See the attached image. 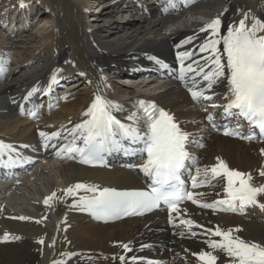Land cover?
I'll use <instances>...</instances> for the list:
<instances>
[{
  "label": "bare ground",
  "instance_id": "6f19581e",
  "mask_svg": "<svg viewBox=\"0 0 264 264\" xmlns=\"http://www.w3.org/2000/svg\"><path fill=\"white\" fill-rule=\"evenodd\" d=\"M104 1L102 6L96 5L93 9H87V0H23L25 7L41 3L53 15L51 23L41 21L29 27L38 28L33 45L31 35L25 34L30 30L20 31L26 27L24 22H17L18 27L11 31L13 33L16 30L15 35L11 36L2 29L3 26H9L5 21H0V56L8 59L10 54L9 74L0 78V139L5 143L23 150L34 146L40 140V131H52V128L45 125H35L33 129L25 128L12 137L6 135L2 129L10 127L9 122L18 117V103L24 100L27 92L36 85L46 88L51 74L57 68L63 69V78L59 82L81 77L78 83H68L64 89L58 87L66 99L59 96L54 98L53 94L46 97L61 102H58L59 112L42 119L49 122L56 120L71 128L84 119L83 113L92 102L98 87L110 99L115 100L118 91L111 85L112 77L123 79L131 69L135 75L141 67H157L155 61L149 57L168 61L178 51L198 48L205 39V33H199L191 44L180 48L176 45L187 36L198 32L199 28L217 14L222 13L223 25L238 22L242 18V11L251 10V14L264 19V0H196L194 5L187 8L186 13L178 16H160L157 4H151L150 14H144L137 4L132 3L133 0ZM139 1L152 3L153 0ZM159 1L161 0H156ZM2 6L0 12L8 11V6ZM101 16H104L103 19ZM106 22L110 23L104 24ZM112 28L116 30L115 33ZM206 55L207 53H202L198 57L201 64L203 60L200 57ZM102 76L107 77L106 83L110 85L107 89H104ZM126 77L124 82L130 79V76ZM140 79L142 77L139 75L133 80L130 85L132 89L127 94L157 101L172 111L184 127L193 128L189 122L191 119H199L201 113L187 108L189 99L179 85L168 82L159 84L154 79L141 82ZM225 84L226 82H222L215 87V92L220 94L215 100L222 99ZM39 94L40 92L34 94L29 100L38 103L43 98H37ZM124 99L126 98L119 96L116 100L125 109L117 112L123 120L132 111ZM63 142L65 141H57L58 144ZM24 145L29 147H23ZM261 149H264V144L244 143L212 134L202 156L207 161L205 165L215 164L216 158L220 157L230 167L251 172L255 182L259 184L264 183V177L258 174V170L264 167V154ZM79 181H88L100 188H127L138 182L131 171L120 168L107 171L55 160L39 164L32 174L22 180V184L15 188L9 186L0 189V240L5 233L10 237L0 241V264H54L56 261H62L63 264H141L138 259L133 261L131 258H150L149 251L156 250L161 258L182 254L196 259L197 256L193 253L207 250V246L197 239H177L163 225L158 214L97 226L88 223L96 221L90 219L86 213L77 212L76 207L71 206L72 197L66 198V201L54 199L50 204L44 203L45 198L52 192L66 189ZM60 195L57 192V196ZM261 199L264 201V197ZM195 212L210 227H239L242 229L238 233L241 237L264 243V216L254 222L256 220H250L247 216L203 210ZM18 216L32 219H15ZM13 236L20 239H12ZM41 238L44 239L43 244L39 243ZM83 238H88L89 242ZM96 238L102 240L93 241ZM121 244H128L131 251L127 252ZM69 253L74 255L68 256ZM215 254L219 257L217 264H228L230 258L224 253ZM119 256H124L125 259L121 261Z\"/></svg>",
  "mask_w": 264,
  "mask_h": 264
},
{
  "label": "snow or ice",
  "instance_id": "6c2138e0",
  "mask_svg": "<svg viewBox=\"0 0 264 264\" xmlns=\"http://www.w3.org/2000/svg\"><path fill=\"white\" fill-rule=\"evenodd\" d=\"M161 2L165 5L162 13L169 14L179 12L181 7L190 6L195 0ZM20 6H25L23 0ZM221 15L222 13L217 14L199 28L198 32L187 36L176 45L180 48L191 44L199 33L206 34L198 46L200 53H207L206 56L200 57L203 64L193 59L196 55L193 50L177 52L180 61L177 78L183 81L186 87L189 83L192 85L188 87V91L197 103L202 100L212 101L211 108L222 107L221 119L237 118L238 121L243 120L249 125L247 134L243 133V125L238 122L234 128H226V135L245 140H255L258 137L264 140V19L251 14V10L242 11V18L238 22L223 25ZM149 59L165 69L169 67L157 57ZM9 63L10 54L8 59L0 56V78L6 75ZM62 72L63 69H55L46 88L33 86L23 99L28 100L38 92L50 93L63 78ZM101 81L104 83V89L110 87L106 83V76H102ZM222 82H226V92L222 95L226 103L223 105L214 102L220 96L214 89ZM40 107L41 105H33L28 115L38 116ZM124 110L119 101L110 99L104 94V90L98 87L92 102L83 113L85 118L81 122L71 128L61 125L60 130L53 132L40 131L39 135L45 148L49 146L56 148L55 144H49L54 139L66 141L55 155L61 158H79V161L86 165L102 164L105 156L111 152L139 157L142 162L129 167L139 168L143 172L148 180L147 190L118 191L115 188H100L95 184L76 183L66 189L52 192L44 200L46 205L54 199L66 201V198L72 197L71 206L90 212L97 219L142 215L160 209L162 205L167 207L170 213L181 214L187 212L186 208H180L184 201H191L203 209H212L214 212L244 213L249 206H258L264 210V201L261 199L264 197V183L257 184L251 172L230 167L228 162L220 157H217V163L211 166L205 165L203 169L199 167L198 157L188 151V146L203 147L202 138L186 132L175 114L160 107L153 100L143 99L135 102L134 110L130 111L124 120L117 118L115 113ZM204 110L208 111L207 108ZM24 111L21 107L22 114ZM206 118L212 128H217L214 112L208 113ZM261 153L264 154V149H261ZM30 159L24 157L13 144L0 140V166L12 167ZM185 173L191 178L190 185L183 179ZM258 174L264 177V167L258 170ZM217 179L225 181L223 187L225 195L222 199L204 202L197 198L203 197L205 195L203 192L190 190L205 185L213 186L212 182ZM80 190H84L85 194L80 195ZM57 192L61 195L57 196ZM15 219L26 221L32 218L18 216ZM170 222L176 226L171 216ZM180 225L183 226V230L179 232L181 237L186 234L191 237L197 236L194 227L202 229V235L207 237L204 241L207 250L193 253L202 264H217L219 258L215 254L217 252H222L230 258L228 264H264V243L241 237L238 235L242 230L239 227L225 229L216 225L205 228L192 219L183 218ZM9 238V234L5 233L3 239ZM11 238L20 239L17 236ZM39 243L43 244L44 239L41 238ZM52 244H55V240ZM121 247L131 251L128 244H121ZM119 259L123 261L125 257L119 256ZM131 259L135 261L137 258ZM54 264L63 262L56 261ZM149 264L155 262L149 261Z\"/></svg>",
  "mask_w": 264,
  "mask_h": 264
},
{
  "label": "rangeland",
  "instance_id": "374dc122",
  "mask_svg": "<svg viewBox=\"0 0 264 264\" xmlns=\"http://www.w3.org/2000/svg\"><path fill=\"white\" fill-rule=\"evenodd\" d=\"M19 0H0V6L1 5H3L2 7H5V6H9L10 4L11 5H13V4H15L16 2H18ZM101 2H104V0H101ZM9 3V4H8ZM5 5V6H4ZM90 6V4L88 3L87 4V7H89ZM104 14V13H103ZM116 14V13H115ZM125 16H128V15H125ZM103 17L104 16H101L100 18L101 19H103ZM115 17V19H118V18H116V16H114ZM128 19V18H127ZM126 19V20H127ZM125 20V21H126ZM41 21L42 22H50L51 23V19L49 18V17H43L42 19H41ZM104 21V20H103ZM106 21V20H105ZM125 21L124 22H122V23H125ZM110 22H106V23H104V24H109ZM121 23V22H120ZM111 29V28H110ZM112 30L114 31V33L116 32V30H114L113 28H112ZM37 31H38V28H36V27H33V28H31L30 29V31L28 32V33H26L25 32V34H27V35H31V39L33 40V42L31 41V44L33 45V44H35V42H36V39H35V37H34V35L37 33ZM17 38L19 39L20 37H18L17 36ZM124 78H127L126 76H123V79L121 78V79H118V78H115V77H112V79H111V85H113L115 88H116V90L118 91V95L119 96H122V95H125V94H127V93H129V91L132 89L131 88V86L130 85H128V84H122V83H128V82H124L125 80H124ZM108 84V83H107ZM80 95H82V94H80ZM189 108H194V107H191V106H188ZM58 110V109H57ZM55 111V112H59V111ZM61 111V110H60ZM54 113V112H53ZM12 121V122H11ZM10 122H9V125H10V127L8 126V128L6 127V128H4V129H2L4 132H5V134L6 135H8V136H17L18 135V133L21 131V130H23V129H25V128H32L33 129V127H32V123H28V121H26V120H23V119H20L19 117H16V118H14V119H12ZM48 126H50V125H48ZM18 130V131H17ZM14 133V134H13ZM247 217H249V219L250 220H256V221H254V222H257V221H259V220H261V218H262V216H263V214H262V210L259 208V207H255V208H253V209H251V210H249V213L246 215ZM88 223L91 225V224H93V225H97V226H99V225H102V223H98V222H96V223H94V222H90V221H88ZM88 225V224H87ZM64 237V236H63ZM104 239V238H103ZM83 240H85V241H88V238H83ZM100 240H102V238L101 239H99V238H96V240L94 239L93 241H96V242H98V241H100ZM89 242V241H88ZM90 244V243H89ZM100 245H102L103 246V244H101V243H99ZM111 246V245H110ZM95 247H99V246H95ZM99 249V248H98ZM61 256V255H60ZM102 257H104V256H102ZM179 264H181V263H179Z\"/></svg>",
  "mask_w": 264,
  "mask_h": 264
}]
</instances>
